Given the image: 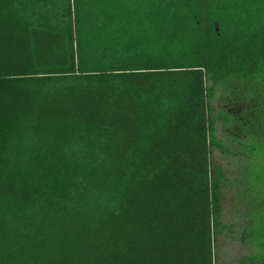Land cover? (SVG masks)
Wrapping results in <instances>:
<instances>
[{"label": "trees", "instance_id": "obj_1", "mask_svg": "<svg viewBox=\"0 0 264 264\" xmlns=\"http://www.w3.org/2000/svg\"><path fill=\"white\" fill-rule=\"evenodd\" d=\"M264 85V0H0V264H214L207 82Z\"/></svg>", "mask_w": 264, "mask_h": 264}, {"label": "rangeland", "instance_id": "obj_2", "mask_svg": "<svg viewBox=\"0 0 264 264\" xmlns=\"http://www.w3.org/2000/svg\"><path fill=\"white\" fill-rule=\"evenodd\" d=\"M212 136L211 178L222 214L214 264H264V85L253 77L207 82Z\"/></svg>", "mask_w": 264, "mask_h": 264}]
</instances>
